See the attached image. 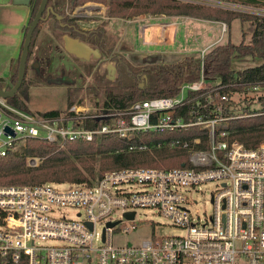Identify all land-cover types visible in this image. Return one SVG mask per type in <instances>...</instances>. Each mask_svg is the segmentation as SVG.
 Segmentation results:
<instances>
[{
	"label": "built area",
	"instance_id": "1",
	"mask_svg": "<svg viewBox=\"0 0 264 264\" xmlns=\"http://www.w3.org/2000/svg\"><path fill=\"white\" fill-rule=\"evenodd\" d=\"M206 53L198 59L197 81L182 84L172 97L139 100L128 108L74 104L65 114L40 117L0 99L1 157L27 139L62 150L65 143L104 135L130 142L136 133L169 138L156 146L131 144L128 152L170 148L187 154V166L176 168L112 170L74 184L0 187V264H264V141L248 149L229 139L223 117L228 98L218 92L220 80L204 76ZM95 119L104 123L84 126ZM192 129L198 131L194 136L188 133ZM174 133L185 137L173 138ZM209 182L212 213L201 221L191 211L196 204L191 195ZM60 208L75 210V217L56 215ZM138 210L156 213L179 233H151L139 244L116 242L136 229Z\"/></svg>",
	"mask_w": 264,
	"mask_h": 264
},
{
	"label": "trees",
	"instance_id": "2",
	"mask_svg": "<svg viewBox=\"0 0 264 264\" xmlns=\"http://www.w3.org/2000/svg\"><path fill=\"white\" fill-rule=\"evenodd\" d=\"M239 2L245 5H257L264 8V0H222ZM88 3L106 4L109 17H122L128 20L139 16H192L207 20L221 21L229 26L233 21L248 22L253 30L249 43L242 41L238 45L226 43L217 45L207 51L203 59L204 76L210 80H220L218 92L226 95L223 102V117L228 120L229 139L243 144L248 149L257 147L264 141V95L256 98L233 100V95L245 93L248 88H264V15H254L237 11L213 9L202 5L183 3L176 0H68V12ZM40 0H31L30 18L24 28V37L38 10ZM48 0L47 8L52 7ZM62 21L54 16L41 21L36 27L29 47V57L32 54L40 26L49 21L62 33L72 38L90 39L94 31H81L76 18H70L63 12ZM45 13L43 18H45ZM63 25V26H62ZM24 39V38H23ZM22 49V47H21ZM251 58L260 59L262 63L255 67L235 72L232 61H243ZM115 65L124 71L125 79H115L110 87H105L103 108H128L139 100L150 98L172 97L178 93L184 83L199 79L200 61L194 57H185L175 64L132 66L127 59L113 56ZM28 62V61H27ZM19 58L14 62L7 84L0 79V89L10 90L16 83ZM27 69V68H26ZM26 77V75H25ZM146 77V84L140 87L139 78ZM34 85L33 82H30ZM96 98H98V95ZM217 97V96H216ZM28 84L24 78L16 95L4 100L12 109L25 114L40 117H55L66 113L74 105L70 94L67 95L66 108L63 111H48L32 114L28 107ZM194 103H191L192 106ZM257 104L256 109H251ZM100 123L95 119L84 121L87 128H95ZM197 130H189L192 136ZM173 138H183L179 133L170 135ZM169 137L160 134L136 133L130 142L120 140L116 135L95 137L92 142H68L64 149L35 139H27L22 153L9 150L4 157L0 156V187L27 186L45 183H82L89 179L100 178L106 172L131 168H176L187 166V154L180 149L161 148L152 152H128L131 144L146 143L156 146ZM28 158H38L37 167L27 166ZM97 169V172H96Z\"/></svg>",
	"mask_w": 264,
	"mask_h": 264
},
{
	"label": "rangeland",
	"instance_id": "3",
	"mask_svg": "<svg viewBox=\"0 0 264 264\" xmlns=\"http://www.w3.org/2000/svg\"><path fill=\"white\" fill-rule=\"evenodd\" d=\"M183 3H191L202 5L209 8H219L229 11H237L254 15H264V8L257 5H243L239 2H226L222 0H176ZM86 10L84 13H79L81 8H76L70 18L78 20L79 29L82 31H94L95 39L89 40V43L95 42L101 45V57L90 61L86 64L79 65L75 59L66 53L62 46H52L53 50L50 56L53 57V69L58 70L61 67V60H65L70 68V80H73L71 85H55V84H40L33 85L36 77L34 74L35 68H32L33 61L35 60L36 46L39 43L48 42L46 39L50 34L52 43H62V33L56 29L52 21L43 24L38 30L32 54L27 62L26 69V82L28 84V101L27 107L29 111L37 115L48 111H63L66 108L67 95L70 94L74 104H81L82 106L94 110L102 106L104 98L105 87H110L115 79L121 77L125 79L124 71L115 65L113 56L128 59L127 56H137L138 54H156V53H143L140 51V46L136 45L135 35L137 25L150 22H161L169 24L172 27L176 26L177 40L187 37L188 40L184 44L190 46H170L163 54L173 55L177 57H194L200 59L202 51H208L217 45L232 43L238 45L242 41L249 43L253 27L248 22L239 20L233 21L229 26L221 21L207 20L205 18H197L192 16H144V21L139 18L132 17L126 20L122 17H109L107 14L106 4L88 3L84 6ZM82 7V8H84ZM151 18V19H149ZM147 19V20H145ZM151 20V21H149ZM130 28L131 31H130ZM127 29L129 31L127 32ZM53 32V33H52ZM129 34V35H128ZM132 58V57H131ZM59 60V61H58ZM64 63V62H63ZM260 59H245L243 61L233 60L232 69L242 71L247 68L260 65ZM68 66V65H67ZM76 66V67H75ZM79 66V69H77ZM132 66L140 67L143 65ZM69 67V66H68ZM38 73V72H36ZM44 73V72H43ZM140 86L146 84V77L139 78ZM98 95V98H96ZM264 95L261 91L247 90L245 93L234 94L233 100L243 98H256ZM257 104L252 105L251 109H256ZM24 143H17L15 151L18 154L22 153ZM40 163L38 158H28L27 166L34 168ZM97 172V169H96ZM3 187V186H1ZM8 187V186H6ZM214 189V184L209 182L200 187L199 192L192 193L191 199L196 201V204L191 208L192 213L197 216L201 221L208 218L212 213V206L210 203V194ZM56 215H65L69 218H74L76 211L69 209H57ZM137 224L135 230L128 233H123L119 236L116 242L121 244H139L142 241L148 240L151 233L156 236H172L179 232L175 231L173 227L161 216L148 210H138L135 220ZM124 225H130L126 221Z\"/></svg>",
	"mask_w": 264,
	"mask_h": 264
},
{
	"label": "crops",
	"instance_id": "4",
	"mask_svg": "<svg viewBox=\"0 0 264 264\" xmlns=\"http://www.w3.org/2000/svg\"><path fill=\"white\" fill-rule=\"evenodd\" d=\"M52 2L55 11L59 13L65 7L67 0H52ZM30 13L29 5H15L13 0H0V79L5 84L14 62L19 58L24 40V28L28 24ZM139 19L144 21V16ZM176 33V26L150 22L137 25L134 35L136 45L140 46L141 52L163 54L170 46H190L184 44L188 40L187 37L177 40Z\"/></svg>",
	"mask_w": 264,
	"mask_h": 264
},
{
	"label": "water",
	"instance_id": "5",
	"mask_svg": "<svg viewBox=\"0 0 264 264\" xmlns=\"http://www.w3.org/2000/svg\"><path fill=\"white\" fill-rule=\"evenodd\" d=\"M13 3L15 5L28 6L30 0H13ZM47 4H48V0H40V4L36 12V15L33 21L31 22V25L28 27V30L26 32V35L22 43V49L19 55L16 83L8 91L0 89V99L3 101L14 97L23 83L26 74L27 61L29 56V47L31 44L33 33L36 27L38 26V24L41 21L49 18L50 14L53 15L58 21L62 19L61 16L55 13L53 8L51 7L47 8ZM44 13H46L45 18H43ZM62 42H63V48L66 53L83 61L86 62L89 61L90 55H93L94 59H98L100 57L99 51L97 49H92L85 42H82L79 39L71 38L68 35H63ZM127 57H128L127 60L135 65L152 66V65L175 64L177 62H180L187 56L182 58L181 56L177 57L176 55L173 56L162 53L160 54L156 53V54H138L137 56L133 55ZM5 132L12 134L11 131L7 128L5 129ZM128 217L132 218V214H129ZM113 225L114 224H110L111 227Z\"/></svg>",
	"mask_w": 264,
	"mask_h": 264
},
{
	"label": "flooded vegetation",
	"instance_id": "6",
	"mask_svg": "<svg viewBox=\"0 0 264 264\" xmlns=\"http://www.w3.org/2000/svg\"><path fill=\"white\" fill-rule=\"evenodd\" d=\"M30 2H31V0H30ZM52 5H53V2H52ZM84 6H82V7H84ZM82 7H79V8H81L79 13H84L85 12L84 10H86V8L85 7L82 8ZM51 8H53V10L55 11L53 6ZM64 8H65V11H64ZM60 11L63 12L64 14L68 15L69 17L71 16V14L74 13V11L72 13L68 12V0H67V2L65 4V7H63V9L60 10ZM61 12H59V13H61ZM55 13H57L59 15L58 12L55 11ZM45 15H46V13H45ZM50 16H53V15L50 14ZM59 16H61V15H59ZM61 17L63 19V16H61ZM62 19L60 21H62ZM77 23H78V20H77ZM48 35L49 36L46 38V39H48V42H44V43L41 42V43L36 45V46H40V47L35 48L36 49L35 56H34L35 60L33 61L32 68H35L34 74H35L36 77L34 78L33 83H34V85L47 84V83L48 84H55V85H71V83H73V80H70V77H69L70 76V73H69L70 71L69 70H70V68H72V66L69 65L65 60H61L60 61L61 67L59 66L58 70L55 69V67L53 69V66H54L53 57L54 56H50V53L53 50L52 46H62L63 47V42L59 43V44L52 43V41H51L52 37L50 36V34H48ZM65 35H67V34H65ZM94 35L95 34H93L91 36V38L93 40L95 39ZM61 36H63V35H61ZM76 39H79L80 41L85 42L92 49H97L99 51V55L101 57V53H100L101 52V49H100L101 45H100V43H95V42L89 43L90 39L83 40V39H81L79 37L76 38ZM61 40H62V38H61ZM70 57H72L73 60L75 59V61L79 65L86 64V63H89L92 60H95L93 55H90V59L87 62L83 61L81 59H78V58H76V57H74L72 55H70ZM77 67H78L77 69H79V66H77ZM36 72H38V73H36Z\"/></svg>",
	"mask_w": 264,
	"mask_h": 264
}]
</instances>
